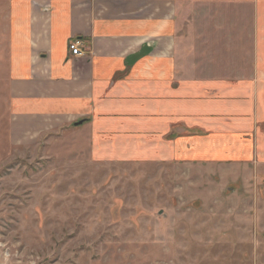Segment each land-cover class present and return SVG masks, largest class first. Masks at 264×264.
<instances>
[{
  "label": "crops",
  "instance_id": "1",
  "mask_svg": "<svg viewBox=\"0 0 264 264\" xmlns=\"http://www.w3.org/2000/svg\"><path fill=\"white\" fill-rule=\"evenodd\" d=\"M4 6L14 142L84 120L108 156L128 160L152 142L165 160L238 163L207 146L225 140L222 116L241 110L232 101L238 84L254 82L264 99V0H0ZM75 38L84 55L72 53ZM210 49L232 55L211 61ZM31 137L19 144L40 140ZM251 137L241 161L264 153Z\"/></svg>",
  "mask_w": 264,
  "mask_h": 264
},
{
  "label": "rangeland",
  "instance_id": "2",
  "mask_svg": "<svg viewBox=\"0 0 264 264\" xmlns=\"http://www.w3.org/2000/svg\"><path fill=\"white\" fill-rule=\"evenodd\" d=\"M6 8L0 11V264H264V164H257L264 153L241 161L251 155V136L264 152V99L256 98L254 82L232 93L241 110L222 116L232 129L224 130L225 140L206 145L237 158L235 165L165 160L152 142L128 160L108 156L76 123L28 131L19 141L40 140L19 144L9 121ZM209 51L211 61L232 55Z\"/></svg>",
  "mask_w": 264,
  "mask_h": 264
},
{
  "label": "built area",
  "instance_id": "3",
  "mask_svg": "<svg viewBox=\"0 0 264 264\" xmlns=\"http://www.w3.org/2000/svg\"><path fill=\"white\" fill-rule=\"evenodd\" d=\"M82 40L81 39H79V38H75L74 40H73V43H72V45H71V48H72V53L74 54V55H84L85 54V51H82V49H81V42Z\"/></svg>",
  "mask_w": 264,
  "mask_h": 264
},
{
  "label": "water",
  "instance_id": "4",
  "mask_svg": "<svg viewBox=\"0 0 264 264\" xmlns=\"http://www.w3.org/2000/svg\"><path fill=\"white\" fill-rule=\"evenodd\" d=\"M84 122V120H80L79 122H77L76 124L77 125H80V124H82Z\"/></svg>",
  "mask_w": 264,
  "mask_h": 264
}]
</instances>
